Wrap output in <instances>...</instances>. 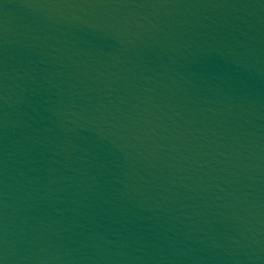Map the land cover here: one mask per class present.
I'll use <instances>...</instances> for the list:
<instances>
[{
	"label": "water",
	"instance_id": "water-1",
	"mask_svg": "<svg viewBox=\"0 0 264 264\" xmlns=\"http://www.w3.org/2000/svg\"><path fill=\"white\" fill-rule=\"evenodd\" d=\"M0 264H264V0H0Z\"/></svg>",
	"mask_w": 264,
	"mask_h": 264
}]
</instances>
